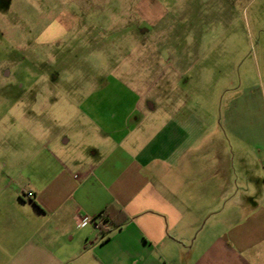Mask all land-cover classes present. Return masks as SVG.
Here are the masks:
<instances>
[{
	"label": "crops",
	"instance_id": "crops-1",
	"mask_svg": "<svg viewBox=\"0 0 264 264\" xmlns=\"http://www.w3.org/2000/svg\"><path fill=\"white\" fill-rule=\"evenodd\" d=\"M172 97L142 139L137 125L88 157L48 156L47 144L5 159L0 264H264V100L236 94L209 125ZM111 105L99 110L130 113Z\"/></svg>",
	"mask_w": 264,
	"mask_h": 264
},
{
	"label": "rangeland",
	"instance_id": "rangeland-1",
	"mask_svg": "<svg viewBox=\"0 0 264 264\" xmlns=\"http://www.w3.org/2000/svg\"><path fill=\"white\" fill-rule=\"evenodd\" d=\"M236 94L264 100V0L0 2L1 169L47 144L88 157L137 125L142 139L170 95L218 125Z\"/></svg>",
	"mask_w": 264,
	"mask_h": 264
},
{
	"label": "trees",
	"instance_id": "trees-1",
	"mask_svg": "<svg viewBox=\"0 0 264 264\" xmlns=\"http://www.w3.org/2000/svg\"><path fill=\"white\" fill-rule=\"evenodd\" d=\"M108 214L109 213L104 210L98 216L99 220L97 221V224H99L101 227V230L99 232L102 239H104L107 236L108 232H110L111 230V226L108 223Z\"/></svg>",
	"mask_w": 264,
	"mask_h": 264
},
{
	"label": "built area",
	"instance_id": "built-area-1",
	"mask_svg": "<svg viewBox=\"0 0 264 264\" xmlns=\"http://www.w3.org/2000/svg\"><path fill=\"white\" fill-rule=\"evenodd\" d=\"M83 223V222H82ZM96 228L100 231L101 230V227L99 224L96 223Z\"/></svg>",
	"mask_w": 264,
	"mask_h": 264
}]
</instances>
